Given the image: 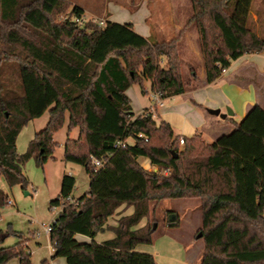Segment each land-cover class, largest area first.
I'll use <instances>...</instances> for the list:
<instances>
[{
  "label": "trees",
  "instance_id": "1",
  "mask_svg": "<svg viewBox=\"0 0 264 264\" xmlns=\"http://www.w3.org/2000/svg\"><path fill=\"white\" fill-rule=\"evenodd\" d=\"M191 1L194 12L185 26L198 27L208 82L242 55L264 51V37L250 24L253 0ZM70 6L67 0H0V19L7 26L0 56L17 60L23 89L10 94L0 83V177L10 188H26L24 164L33 157L43 166L54 158V134L67 117L64 158L82 164L90 177L88 191L71 202L76 179L63 176L61 195L51 201L61 207L51 222L52 256L67 258V264H157L152 253L136 249L154 241L152 208L162 199L197 198L204 239L199 264H264V108L255 104L240 122L227 116L234 129L212 143L201 133L183 136L181 148L169 122H157L148 107L134 112L126 90L138 84L147 93L150 81L151 91L164 99L185 93L191 81L184 83L180 56L184 28L159 40L129 22L81 23L85 12L79 5L59 17ZM187 67L197 80L195 68ZM47 109L45 128L19 154L18 135ZM78 127V137L71 138ZM95 157L101 167L93 165ZM141 158L155 170L143 167ZM8 197L0 187V206ZM124 205L134 211L121 213ZM179 221L173 217L169 224ZM106 229L114 231L113 238L99 242L97 234ZM8 234L0 232V264L15 258L32 264L25 235L16 232L19 241L5 245ZM81 235L90 240L80 241Z\"/></svg>",
  "mask_w": 264,
  "mask_h": 264
},
{
  "label": "rangeland",
  "instance_id": "2",
  "mask_svg": "<svg viewBox=\"0 0 264 264\" xmlns=\"http://www.w3.org/2000/svg\"><path fill=\"white\" fill-rule=\"evenodd\" d=\"M71 6L65 13L59 17L71 14V10L75 5H79L84 10L81 23L86 21H96L110 18L117 22L133 23L136 31L143 32L145 28L142 16L143 11H150V16L146 21L153 27V30L158 29L157 37L159 40H170L176 36L179 30H174V24L178 23L184 32L180 43V56L184 58L185 64L182 67L184 74V83L187 84L192 80V75L187 66H193L199 74L204 67V58L201 54V41L199 38L198 27L195 23H189L186 27L188 18L193 14L191 0H67ZM108 6V7H107ZM106 7L109 9L108 12ZM253 18L250 22L252 28L261 36L264 37V0H253ZM142 9V12H141ZM152 14V16H151ZM58 17V18H59ZM142 26V27H141ZM186 27V28H185ZM7 26L0 19V36L6 32ZM155 35V36H156ZM160 35V36H158ZM190 35V40L186 37ZM187 41V42H186ZM0 47L5 48L3 41L0 42ZM1 54V53H0ZM200 54V57H199ZM0 56V83L4 87V91H10V94L21 93L22 81L19 75V63L16 59L4 58ZM261 73V72H260ZM229 75H232L229 73ZM259 74L252 80L253 84H257L259 88V98L255 102L262 105L264 108V79ZM191 85V84H190ZM145 88L149 89V83L145 82ZM3 92V91H2ZM130 95L132 97V108L137 114L142 113L147 105L152 104L151 95L141 91L138 84L131 86ZM169 99V98H168ZM176 101L179 104H191V101H186L185 95L174 97V101L165 100V106L170 108ZM255 104V103H253ZM159 107V113L164 110L163 106ZM231 107V105L227 106ZM226 107V110H227ZM225 109V108H223ZM245 114V113H244ZM243 113H237L234 118L240 122L244 116ZM50 117V110L47 109L42 116L36 117L24 126L17 137V151L19 154L27 151L30 140L35 136L36 132L45 128ZM164 117V116H163ZM179 116H177L178 118ZM159 122V115L155 117ZM69 118L63 127L54 134V141L57 146L54 150V158H49L43 166L37 163L35 158L27 161L24 164V173L28 177L29 183L26 188L20 184H16L10 188L4 177H0V187L13 200V204L5 203L0 206V232L9 233L5 238V245H14L19 241L16 232L25 235L24 240L29 241L30 249L32 250V264H41L43 260L52 259L54 250L49 247L51 240L49 235L44 230V225H48L56 219L61 211L59 206H51V201L61 195V185L63 176L66 174L74 175L76 184L73 188L72 197L80 198L81 195L88 191L90 177L87 174L85 167L72 161H67L64 158L65 140L69 135ZM234 126L228 125L224 129L218 127L216 132H230ZM176 132L179 134L178 129ZM80 133V128L73 129L70 132L71 138H77ZM202 135V134H201ZM186 137L192 136V133H186ZM214 136H219L214 133ZM205 142H213V138L205 136ZM133 141L132 139H129ZM184 144H181V148ZM142 166L145 165L149 170H155L151 166L147 158H141ZM134 211V206H122L121 212L129 215ZM153 218L149 221L151 225L156 222L157 228L154 232V241L152 243H141L137 246V250H144L148 253L156 250L159 255L155 259L157 264H193L188 258L189 253L196 254L195 264H199L203 253L204 239L199 235V230L203 226L201 203L197 198H167L162 199L152 208ZM116 214L109 219V224L113 225L116 222ZM179 217L177 226H170L169 219ZM146 218L142 220L140 226L145 224ZM114 235V231L106 229L100 231L96 239L104 240ZM145 252V253H146ZM198 252V253H197ZM153 254V253H152ZM19 258L12 259L7 264H17Z\"/></svg>",
  "mask_w": 264,
  "mask_h": 264
},
{
  "label": "crops",
  "instance_id": "3",
  "mask_svg": "<svg viewBox=\"0 0 264 264\" xmlns=\"http://www.w3.org/2000/svg\"><path fill=\"white\" fill-rule=\"evenodd\" d=\"M107 7L106 10L110 12ZM149 16H150V11L144 10L142 19L143 22L145 23V28L141 26L143 32L140 31V33L146 37L150 36V37H154L155 39H159L160 37H157L156 35L157 32L159 34L158 29L153 30V27L149 25L148 22L146 21L147 17ZM108 20L115 21L112 18ZM174 26H175L174 30L175 29L179 30L182 27L178 23H175ZM133 27H135L134 24ZM186 40L187 41L190 40V35L186 37ZM229 73H231L232 75H229ZM257 74L258 75L260 74L264 79V51L255 52V53H246L242 55L240 58H238V60L233 61L231 66L223 72L222 76H220L214 82L207 81V74L205 68L202 67L198 79L193 80V83H191L190 86L189 85L186 86L185 93L174 95L169 99L168 98L165 99L172 102L174 101V97L177 98L180 95H185L186 101H191L192 103L188 104L189 103L188 102L187 104H179V102L176 101L174 105H171L170 108H167L164 107L165 106V100H164V104L162 105L164 107V110L160 113L158 111L159 118L169 122L175 134H178L176 132V128H177L179 133H181L179 134L180 136H185L186 133H190V134L192 133V135L195 133H201L203 138L205 136L207 137L208 135H210V137L213 138L212 141L214 142L217 140V138L220 135L227 133V131L216 132L218 127H222L224 129L228 125H232V126L234 125L227 123L225 118L222 119L220 116L210 113L208 109L218 108L221 109L222 112H225L226 107L231 105L232 110L234 111V116L239 112L246 114L253 106H255V104H259L255 102L260 97L259 88L256 83L255 84L252 83V80L255 79ZM147 82L149 83V89H146V91L147 94L150 96L152 93L151 82L150 81ZM130 88L131 86L126 90V92L128 93L131 99V105H132V97L129 92ZM147 107H149V105H147L144 108V110ZM177 116L179 117L177 118ZM234 116L231 117L234 118ZM234 121L237 120L234 118ZM214 133H218L219 136H214ZM208 143H212V142H208ZM147 160L149 161V159ZM143 167H145V165ZM113 236L108 237V239H112ZM77 238L80 241L90 240V238L84 235L77 236ZM108 239H104V240H108ZM97 240L99 242L104 241L99 239ZM139 251L144 253L146 252L143 249ZM151 253H153L155 257L156 255H159V253L156 250H154ZM187 258L193 264H195L196 254L189 253ZM48 263L67 264V258L61 256L60 257L52 256L51 261ZM17 264H20V261H18Z\"/></svg>",
  "mask_w": 264,
  "mask_h": 264
},
{
  "label": "built area",
  "instance_id": "4",
  "mask_svg": "<svg viewBox=\"0 0 264 264\" xmlns=\"http://www.w3.org/2000/svg\"><path fill=\"white\" fill-rule=\"evenodd\" d=\"M98 22H99L101 25H103V24L106 23V21L103 20V19L98 20ZM224 71H225V70H224ZM224 71H223V72H224ZM151 99H152V104H151L148 108H150V111L153 113V117L155 118V117L157 116V114H158V111H159V107H158V106H162V105L164 104V100H165V99L161 96L160 92H153V91H152V93H151ZM179 139H180L181 144H184V143H185V139H184L183 136H180ZM122 144H123L122 141H118V142H117V145H118V146H121ZM93 165L96 166V167H101V166L103 165V161H102L101 159L95 157V158L93 159ZM69 200H70L71 202H74V201H75V199H74L72 196L69 197ZM7 203H9V204H13V200H12L10 197H8V199H7ZM54 220H55V219H54ZM52 228H53V224H52L51 222H50L48 225H44V230H45V232H46L48 235H49L50 232L52 231ZM49 247H50L51 249H53V244H52V242L49 244ZM28 252H30V253L32 254V250H31V249H29Z\"/></svg>",
  "mask_w": 264,
  "mask_h": 264
},
{
  "label": "water",
  "instance_id": "5",
  "mask_svg": "<svg viewBox=\"0 0 264 264\" xmlns=\"http://www.w3.org/2000/svg\"><path fill=\"white\" fill-rule=\"evenodd\" d=\"M210 113L220 116L222 119L226 118L227 116H234V111L231 107H227V110L225 112H222L221 109L218 108H209L208 109ZM175 157H177V152H172ZM157 228V223L154 225V229Z\"/></svg>",
  "mask_w": 264,
  "mask_h": 264
}]
</instances>
